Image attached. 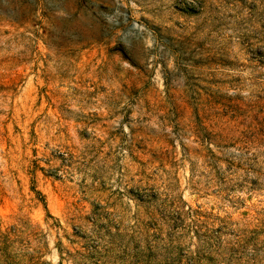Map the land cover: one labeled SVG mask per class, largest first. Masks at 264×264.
Listing matches in <instances>:
<instances>
[{
  "label": "rangeland",
  "instance_id": "rangeland-1",
  "mask_svg": "<svg viewBox=\"0 0 264 264\" xmlns=\"http://www.w3.org/2000/svg\"><path fill=\"white\" fill-rule=\"evenodd\" d=\"M0 264H264V0H0Z\"/></svg>",
  "mask_w": 264,
  "mask_h": 264
}]
</instances>
